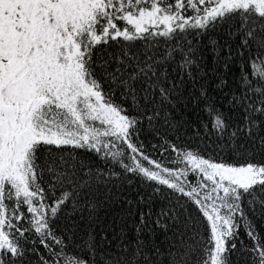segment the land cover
<instances>
[{
    "label": "snow or ice",
    "instance_id": "6c2138e0",
    "mask_svg": "<svg viewBox=\"0 0 264 264\" xmlns=\"http://www.w3.org/2000/svg\"><path fill=\"white\" fill-rule=\"evenodd\" d=\"M0 264H264V0H0Z\"/></svg>",
    "mask_w": 264,
    "mask_h": 264
}]
</instances>
